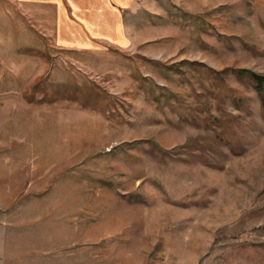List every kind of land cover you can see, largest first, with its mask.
I'll use <instances>...</instances> for the list:
<instances>
[{
	"label": "rangeland",
	"instance_id": "rangeland-1",
	"mask_svg": "<svg viewBox=\"0 0 264 264\" xmlns=\"http://www.w3.org/2000/svg\"><path fill=\"white\" fill-rule=\"evenodd\" d=\"M124 16L78 50L0 0V264H264V0Z\"/></svg>",
	"mask_w": 264,
	"mask_h": 264
},
{
	"label": "crops",
	"instance_id": "crops-1",
	"mask_svg": "<svg viewBox=\"0 0 264 264\" xmlns=\"http://www.w3.org/2000/svg\"><path fill=\"white\" fill-rule=\"evenodd\" d=\"M21 15L52 24L60 46L93 49L100 42L123 44L124 12L134 0H8ZM27 20V19H25Z\"/></svg>",
	"mask_w": 264,
	"mask_h": 264
},
{
	"label": "trees",
	"instance_id": "trees-1",
	"mask_svg": "<svg viewBox=\"0 0 264 264\" xmlns=\"http://www.w3.org/2000/svg\"><path fill=\"white\" fill-rule=\"evenodd\" d=\"M253 77L257 80L259 87H264V77L258 74L252 73Z\"/></svg>",
	"mask_w": 264,
	"mask_h": 264
}]
</instances>
